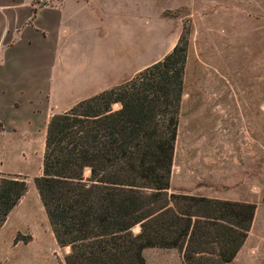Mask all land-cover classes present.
<instances>
[{
	"label": "trees",
	"instance_id": "obj_1",
	"mask_svg": "<svg viewBox=\"0 0 264 264\" xmlns=\"http://www.w3.org/2000/svg\"><path fill=\"white\" fill-rule=\"evenodd\" d=\"M189 43L49 119L35 182L67 264H147L153 246L223 264L248 238L255 204L172 191ZM27 188L0 175V228Z\"/></svg>",
	"mask_w": 264,
	"mask_h": 264
},
{
	"label": "rangeland",
	"instance_id": "obj_2",
	"mask_svg": "<svg viewBox=\"0 0 264 264\" xmlns=\"http://www.w3.org/2000/svg\"><path fill=\"white\" fill-rule=\"evenodd\" d=\"M167 14L190 40L172 191L190 194L198 183L214 187L221 195L215 199L255 204L251 231L232 264H264V0H187ZM15 105V114H23L22 107L43 110L41 104ZM47 106L26 119L28 131L19 119L0 118V175L18 176L28 186L9 225L13 250L32 256L27 264H67L71 251L57 241L35 182L48 120L59 110L51 100ZM8 113L4 106L1 114ZM144 256L147 264H187L177 248L148 247Z\"/></svg>",
	"mask_w": 264,
	"mask_h": 264
},
{
	"label": "crops",
	"instance_id": "obj_3",
	"mask_svg": "<svg viewBox=\"0 0 264 264\" xmlns=\"http://www.w3.org/2000/svg\"><path fill=\"white\" fill-rule=\"evenodd\" d=\"M180 1L0 0V118L9 124L19 119L28 131L26 119L47 112L50 100L59 107L55 112H65L162 59L180 38L176 20L167 14L187 5ZM17 103L41 104L43 110L22 107L24 113L15 114ZM4 106L8 114H1ZM192 188V195L221 198L214 187ZM23 201L24 196L0 234ZM7 234L0 239V264L32 261L13 250V227Z\"/></svg>",
	"mask_w": 264,
	"mask_h": 264
}]
</instances>
